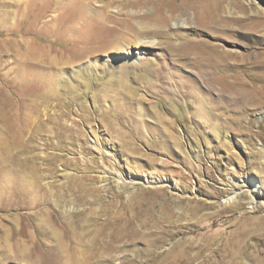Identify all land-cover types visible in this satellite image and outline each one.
<instances>
[{
  "label": "rangeland",
  "instance_id": "374dc122",
  "mask_svg": "<svg viewBox=\"0 0 264 264\" xmlns=\"http://www.w3.org/2000/svg\"><path fill=\"white\" fill-rule=\"evenodd\" d=\"M88 1L85 16L73 0H0V95L10 101L13 125L26 121L36 155L28 171L6 166L0 173L38 176L40 185L32 190L48 200L41 207L53 212L55 201L64 200L61 204L74 212L71 226L84 234L91 254L99 248L97 232L107 231V213L128 218L169 210L182 229L202 225L200 215L220 210L230 197V179L255 180L264 203V0H169L171 11L177 5L185 9L189 28L177 27L183 19L157 16L149 2L143 12L159 34L146 37L131 34L133 17L118 12L120 4L133 0ZM225 2H231L233 19L220 23L224 30L194 26L193 15L221 16ZM183 47L197 54L198 63L180 56ZM228 60L237 105L224 103L221 109L217 88L225 90L226 81L217 62L227 65ZM198 88L207 95L210 124L231 121L226 129L231 149L221 147L192 115L197 100L189 92ZM22 112L29 113L28 120ZM157 118L167 123L160 126ZM138 119L141 132L134 128ZM169 137L177 140V148ZM0 195V240L13 245L8 250L0 243V264H67L56 251L46 254L47 242L32 244L34 228L23 216L29 198L21 187L11 185ZM197 202L213 207L194 216ZM247 203L231 211L230 223L214 229L220 238L245 217L264 216V207L253 210ZM27 233L32 241L22 258L14 245L25 243ZM115 246L113 252L103 245L106 256L91 264H145L148 259L140 238ZM244 264H264V245L253 242Z\"/></svg>",
  "mask_w": 264,
  "mask_h": 264
},
{
  "label": "bare ground",
  "instance_id": "6f19581e",
  "mask_svg": "<svg viewBox=\"0 0 264 264\" xmlns=\"http://www.w3.org/2000/svg\"><path fill=\"white\" fill-rule=\"evenodd\" d=\"M159 1L160 0H133L128 3L121 2L122 4H120L118 12L129 14V16L131 15L134 19L133 25L130 28L131 34L137 37L156 36L159 34L156 24L152 21L151 16L147 17L143 12V10L149 6V2L153 5V10L157 16L164 15L167 18V21L169 19L173 21V18L177 17L180 20L183 19L181 23H178L177 21L178 28L179 26H186V28L191 27L192 24L185 9L182 8V5H177L176 10L171 11L170 5L172 2L167 0V3H158L159 5H157V2ZM73 2L79 3L83 15L87 16L85 9L89 12V1L73 0ZM127 6H133L136 9H130L127 8ZM223 13L225 15H223ZM223 13L221 16L219 15L216 18H213L211 15H203L202 12H200L196 16L193 15L194 18H192V23L194 26L199 24V26L207 31H212L214 33L219 32L222 31V29L224 30L223 23L220 24L221 22L225 23L224 19L226 21H231L233 19L231 2H225ZM76 20L81 21L82 17H79ZM226 26H228V24ZM127 42L129 43L131 41L127 40ZM154 42L155 41H145V43L142 44H158L157 42V44ZM191 50L192 49L189 48L186 50L185 47L179 49L180 56L183 58L185 57V61L187 60L190 62L192 60L196 64L198 63L196 60L198 61L200 58L198 59L196 57L197 54L195 55L191 53L193 52ZM223 54L229 59L232 56L229 53L223 52ZM217 66L219 68L218 72L224 76L226 81V89L217 88L216 98L221 109H225L223 106L224 103L231 108V106L237 103V100L234 98V84L231 82L233 81L232 77L234 74L231 75L232 73L229 71L231 70L229 60L227 65L217 62ZM214 87L216 88L217 86ZM214 87L212 88L216 92ZM189 94L192 98L197 100V107L192 115H196V118L205 125L203 130L206 133L213 134L221 147L231 149L229 137L226 132V129L230 128V126L227 125L231 122L229 118L224 119L226 124L223 126L211 125L209 118L206 115L210 113L208 109L207 95L205 94L202 96V92L199 88L196 93L189 92ZM138 102H141V100H138ZM10 112V101H7L2 95H0V167L5 170L7 167L11 166L12 168L28 171L25 168L27 165L33 164L34 159H36V155L33 153L31 146L33 135H27L28 125L26 121L13 125L14 120L11 119ZM22 117L28 120L27 117H29V113L22 112ZM133 123L135 130L141 132L142 126L140 120L138 119L137 122L134 120ZM165 123L167 122L162 118H157V124L160 126H164ZM170 140L171 147L177 148V140L175 138H170ZM228 183L230 186V197L226 198L221 209L216 212L200 215L203 218L199 221L203 224L192 225L186 229H182L184 226L175 223V220H173L174 216L169 210H161L157 213L153 210H147L141 214L131 213L132 216L128 218L121 213L116 215H109L107 213L105 215L107 231L97 232L96 240L99 242V248L96 249L93 254H91V247L83 245L85 242L84 234L80 232L78 228H72L71 220L74 212L73 210H68L61 204L64 200L60 198L55 201V210L53 212L48 208L41 207V204H47L48 200L45 194L40 195L37 191L32 190V188L40 185L38 176H25L23 174L10 176L6 173H0V194L7 191L9 186L16 185L21 187L22 192H24L29 198L28 206L25 207V210L28 212L24 213L23 216L27 218L29 225L34 228V235L36 238L33 242L31 235L27 233L26 236H28L29 239L26 240L25 243H15L14 252L22 258H25V256L28 255V242L32 241L34 247L41 246V243L47 242L49 250H46V254L51 255L56 251L57 255L66 257L67 264H91L92 260H97L102 256H106V253L102 248L103 245L111 247V251L114 252L117 248L115 246L117 243H128L131 239L140 238L145 241V247L148 252V259L145 261V264H244L246 251L253 245V242H260V245H264V233H260L261 231H264V226L261 224L264 216L258 218L257 221H254L252 217H245L241 221H238L236 229L223 239L220 238V234L214 229L230 223V220L234 217L233 213L231 214V211L239 208L244 200H248L247 204L251 205L253 210L264 207V203L260 201V193H256L257 185L255 180H247L241 184L230 179L228 180ZM212 207V203L205 202L203 204H198L197 202V205L192 208V212L194 216H199L198 214H200L203 209H210ZM241 216L243 217L244 215ZM163 223L167 224L164 225ZM149 224L150 227H148ZM60 230L61 233H59ZM136 233H143V236ZM179 234L181 237L178 238V240L166 251L163 253L156 252V249L160 245L166 243L168 240H172ZM186 234H193L195 237L184 238V235ZM204 234V238H197ZM39 235L44 239H39ZM3 240L4 239H1L0 243H3L6 249H13V245L8 241ZM78 260H80V263ZM97 263L98 262L95 264ZM26 264H29V262L27 261Z\"/></svg>",
  "mask_w": 264,
  "mask_h": 264
}]
</instances>
